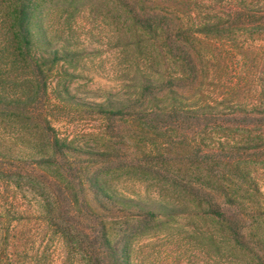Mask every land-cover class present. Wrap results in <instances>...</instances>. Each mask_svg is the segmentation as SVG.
Masks as SVG:
<instances>
[{
  "label": "rangeland",
  "instance_id": "obj_1",
  "mask_svg": "<svg viewBox=\"0 0 264 264\" xmlns=\"http://www.w3.org/2000/svg\"><path fill=\"white\" fill-rule=\"evenodd\" d=\"M246 2L247 15L232 23L228 0L207 1L192 89L144 96L143 78L159 84L178 67L130 19L126 0H30L35 60L9 74L0 64V89L23 97L29 111L0 105V213L11 221L15 261L68 264L60 234L44 221L38 182L51 198L66 185L84 189L96 207L87 190L96 181L182 210L150 222L105 217L112 239L128 240L133 264H264V0ZM14 13L15 0H0V35L13 28ZM49 50L59 52L55 63ZM203 100L212 107L207 117L188 120ZM111 107L131 113L103 112ZM45 118L77 150L67 174L32 163L45 156ZM211 197L242 210L243 244L227 222L196 211ZM2 237L0 227V248Z\"/></svg>",
  "mask_w": 264,
  "mask_h": 264
},
{
  "label": "trees",
  "instance_id": "obj_2",
  "mask_svg": "<svg viewBox=\"0 0 264 264\" xmlns=\"http://www.w3.org/2000/svg\"><path fill=\"white\" fill-rule=\"evenodd\" d=\"M207 1L126 0L130 7V19L143 32L150 34L158 41L163 57L171 60L178 67V70L171 72L168 78L159 84H153L148 78H143L141 87L144 96H152L163 91L175 95L178 93L176 89H192L197 82L198 70L192 49L197 42L199 45L203 42L200 35L208 25L203 17ZM228 1L230 2L229 20L232 19V23L241 22L247 15L245 12L250 10L246 0ZM31 10L30 0H15L13 28L0 35V64L3 65L1 73L21 72L22 66L19 65L21 62L25 60L32 63L35 60V56L31 54V49L36 42V34L32 29ZM218 24L215 22V26ZM40 34L42 35L40 41L48 44L46 34L44 32ZM49 54L52 63L60 59L58 51L49 50ZM0 105L8 110L19 109L25 115L29 112L23 97L15 96V93L8 89H0ZM195 107L196 105H192V108L187 110L189 114H192L191 118H187L188 120L205 118L206 110L212 109L206 100ZM128 109L127 107H111L103 112L109 116H124L131 113ZM42 130L46 138V143L43 145L45 156L32 159V163L49 162L58 171H64V174L69 173V155L77 150L60 138L46 118ZM1 175L0 177H3ZM37 185L44 199L43 213L46 215L44 221L50 223V226L60 234L66 249L64 262L68 264H133L128 240L123 237H119L116 241L112 239V232L105 218L109 214L133 216L141 221L150 222L160 216L169 218L182 211L164 203L148 204L107 192L104 186L96 181H91L87 189L88 195L93 196L96 207L89 200L84 189L81 195L79 191L66 185V189L59 190L58 194L51 198L43 182H38ZM205 201L208 203L207 207L201 206L203 202L199 201V208L196 211L227 222L229 235L237 244H243L245 234L242 210L239 207L224 208L213 197ZM0 227L3 232L0 264H24L23 261H15L8 251L10 234L13 231L8 213H0Z\"/></svg>",
  "mask_w": 264,
  "mask_h": 264
}]
</instances>
